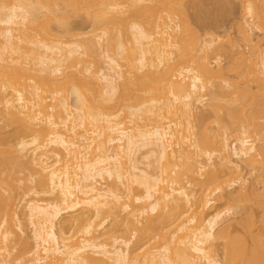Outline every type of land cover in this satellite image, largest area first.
I'll use <instances>...</instances> for the list:
<instances>
[{"label":"bare ground","instance_id":"obj_1","mask_svg":"<svg viewBox=\"0 0 264 264\" xmlns=\"http://www.w3.org/2000/svg\"><path fill=\"white\" fill-rule=\"evenodd\" d=\"M1 1L0 121L4 127L2 131L5 128L11 131L6 133L8 136L5 134L6 137H0V263L264 264V235L261 234L258 243L260 234L256 238L252 231L255 220L253 221L251 208L242 207V211H239L241 213L238 212L240 221L237 220V224L242 234L238 232L239 235H235L237 231L229 224H220L232 208L217 212L219 205L212 207L215 202H222L231 194L227 196L222 193L224 178H230L233 184L241 183L242 169L239 163L257 170L260 174L258 179L264 183V50L256 51V44L253 59L237 57L240 63L237 66H248L247 71L244 69L245 73L238 68V76L255 84L259 92L255 89L257 93H250L247 85L249 90L244 87L239 91L234 87L235 83L230 85L232 90L229 92H234L233 95L226 94L225 91L222 93V87H213L220 92L218 100L211 105L214 115L212 118L210 113V117L205 115L203 118L200 115L202 119L197 124V117H192L194 104H201L210 95L206 92L210 88L207 85L215 72H212L208 63L194 66L193 61L197 54H206L214 40H203L198 36L200 40L197 39L198 44L194 43L195 46L191 47L192 53L188 52L183 41L175 43L172 39L176 37L169 34L177 32L179 26L172 27L170 22L152 23L151 27L155 25L154 29L152 33H148L147 28H143L147 24H142L141 27L135 23L128 26L129 29L126 28L131 34L128 40L125 38L126 45L132 40L125 48L122 45L124 43L118 41L122 40V34L127 31L118 30L122 33L119 37V32L115 31V27L119 29L117 24L121 26L123 21L119 19L123 9L120 3L119 6L116 4L118 0L111 4L107 0L105 2L104 9L106 8L108 18L112 21L106 20L107 16L104 19V14H100L101 17L96 15L103 9L98 0H93L92 3L99 4V12L97 7L95 11L94 4L87 3L86 0H67L70 3L67 6L68 12L73 9L72 12L77 15L80 9L76 8L85 9V1V6L88 7L89 4L86 10L90 5L94 8L91 7L95 14L93 11L90 13V9L86 12L91 18L96 20L97 16V20L111 21L113 24V30L109 28L112 32L108 31L107 26L102 34L91 37L93 46H98L99 41L106 36L108 42H105L109 43L107 45L112 51V55L110 52L104 53L105 68L94 74L90 68L81 66L84 62L82 58L86 56L81 46L72 44L67 45L66 49L61 48L59 36H51L52 30L49 31L48 26L43 29L44 32H40L43 25H40L38 18L42 22L43 17H50L48 12L55 13L56 5L55 9L52 8L54 6L47 5L48 0ZM67 1H58L64 5L59 4L57 7L59 11L62 6L60 16H53L51 13L55 19L60 20L59 23L50 17L56 25L61 22V30L66 25L69 26L62 19V15H66L63 12L67 8L65 11L63 8ZM240 1L241 5L244 4L247 17L251 20L256 18L258 22L264 20V11L260 10L261 6L258 7L257 0ZM54 2L58 3L57 0ZM257 2L262 3L264 0ZM257 7L262 14L257 11ZM43 10L45 16L42 14ZM106 10L103 13H107ZM94 15L96 16L92 17ZM111 23L108 24L110 27ZM249 25L250 22H245L238 26L243 38L241 40L247 44L254 42L246 29ZM65 29L68 30L67 27ZM46 30L50 34L47 35ZM34 31L45 33L54 43L52 37L55 36L58 42L56 40L54 45L45 41L43 43L40 40H43L45 34L32 35ZM69 34L68 32L67 35ZM36 36H41V39L36 40ZM47 38L44 37V40ZM172 48L179 52L178 57H175L171 68L166 65L165 70L168 68L170 71L165 73L163 70L165 75H161L160 68L164 67V63L170 62L171 65L174 60L172 58L170 61L172 54H175L171 52ZM123 52L126 53L123 55L127 56V60L122 59ZM118 57L125 61L124 66L131 65V68L128 67L129 72L142 70L148 79L144 80V75L135 80L123 76V61L117 60ZM177 67H180L179 70ZM153 82L158 90L156 86L153 87ZM118 83L126 89L119 96ZM128 85L133 87V93ZM237 89L239 95L236 96ZM90 91L92 97H89ZM214 95L211 93L209 98L212 100L213 96L216 99L217 94ZM220 97H225V101ZM127 101H133V105L124 106ZM121 114L125 115L121 117ZM206 116L211 119H206ZM192 118L196 124L190 120ZM206 120L211 125V122L215 123V130L207 127L210 125ZM189 121L197 127L190 126ZM227 133L235 134V137L232 135L235 138L232 149L226 145L224 136ZM228 138L230 137L227 136L226 140ZM140 159L145 161L146 169L141 165ZM216 165L219 166L217 170L206 172V176L203 174L205 168ZM19 167L30 170L29 173L33 174L36 186L34 196H48V200L43 203L41 199L40 202L28 197L29 200L24 199L26 201L22 210L17 212L14 207L18 204H14L10 191L18 181ZM200 174L204 179L197 178ZM100 181L109 182L107 189L98 187ZM193 187L196 190L193 191ZM254 191L252 187L248 189L240 186L237 202L250 203L256 194L260 197ZM253 193L255 196L251 197ZM262 206L260 208L264 209ZM262 212L264 210L261 211L264 215ZM62 214L67 216L64 217L66 220L62 219ZM24 217L28 219L25 222L32 232L30 245L29 237L19 238L22 235L18 233L17 237L13 232L12 222L15 220L20 233L25 235ZM60 218L63 224H70L71 227L68 228L72 229L71 235L64 234L63 228L56 232V223ZM107 219H111L115 225L113 232H108H117L114 236L116 238L104 231ZM261 221L264 223V216ZM166 229L169 231L163 232ZM14 235L18 240L12 239ZM155 238H158V242L150 244ZM14 240L23 244L19 245L25 249L20 248L11 257L14 246H10L15 244ZM133 241L141 243L140 248L146 247L141 254L133 255L130 251ZM218 245L222 247L220 260L216 255ZM7 256L12 259L6 261Z\"/></svg>","mask_w":264,"mask_h":264},{"label":"rangeland","instance_id":"obj_2","mask_svg":"<svg viewBox=\"0 0 264 264\" xmlns=\"http://www.w3.org/2000/svg\"><path fill=\"white\" fill-rule=\"evenodd\" d=\"M3 1H5V0H3ZM31 1L34 2V0H31ZM48 1L50 2L51 0H48ZM48 1H47V5L48 4H50L52 6L56 5V9H57L56 11L58 12V13H56V11H55V13H53L52 11H50V12H48V13H50L49 16L50 17H53L55 14H57V17L60 16L59 13L61 11V7L64 6V5H62L63 2L62 3H59L58 2L59 0H57L58 3H55L54 2L55 0H54L53 2L51 1V3H48ZM62 1H65V0H62ZM94 1L97 2V0H94ZM94 1L93 0H86L87 3L88 2L89 3L90 2L92 3ZM99 1H100L99 4L102 6L103 9L102 8L101 9L103 11L102 10L100 11V9L97 7L99 4H97L96 2L95 3L97 5H95L94 3H92V4L95 5V7H94L95 8V11H96V7H97V11L98 12L100 11L99 14L97 13L96 15L104 14V15H102L103 18L105 16H107V19L106 18H104V19L111 20L112 21V19L110 17H109L110 19L108 18V15H109L108 14V11L106 10V8L104 9L106 0L105 1L98 0V2ZM239 1L240 0H118V1H116V4H118V6H119V3H120V6H122V9H123L121 11V12H123L121 14L122 16L119 17V19L123 20L122 21V24L120 22L121 20L119 21V23L121 24V26L123 27V29H122V27L120 25L119 26L121 28L118 26V24H117L118 21L117 20H116L117 22H115V21H113V22H115L117 24V28H119V29H116V27H115V31L116 30L117 31L120 30V31H124V32L127 31L126 33H123L125 35H123L120 31H118L119 32L118 35L116 33V35L118 37H119L120 34H122V37H121L122 40H119L118 41V39H119L118 38L117 41L118 42H121V43H124L122 45L125 48L129 46L128 44H130V41L132 40L131 39L129 41V43L126 45L125 38L128 40V36L131 35L130 34V30H129V33H128V29L130 28L128 26H130L132 24H135V23L141 25V27H143L145 24H147V25H145L146 27L144 26L143 28H145V29L147 28L146 31L148 30L147 31L148 33H152V30L154 29V26L155 25L152 26L153 27L152 28L151 27L152 23H155V24H162L163 23L164 24V22H165V24H167V22H170L169 24H171L172 27H175V26L178 27L179 26L177 32H170V31H168V33L170 32L169 33L170 36H175L176 37L175 39H174V37L172 39V40L176 41L175 43H179L180 41H183V43H184L185 47L187 48L188 52L189 51L192 52L193 50L191 51V47H193L196 44H198L199 41L196 43V40L197 39L200 40V38H198V36H200L203 40L204 39H206V40H208V39L214 40V43L210 46V48L208 49L207 53L206 54L204 53V55L203 54H197L196 57H195V59H194V61H193V65L194 66L204 64V62H205V64L208 63L209 67L211 69H213L212 72L214 71L215 74L212 75L211 80L209 79L210 81L208 80L209 82H208V85L207 86L210 87V88H207L209 90H206V92L208 91L207 92L208 95L210 93L209 96H211V93H212L213 96H215L214 94H217L216 97H215L216 99H213V96H212V100H211L210 99L211 97L209 98V96H207V97H205V99H203V101L201 102V104L200 103L199 104H197V103L194 104L195 106L193 107V110H192V113H193L192 117H195V116L197 117V124H198V122L200 123V121H198V120H201L202 119V116H203V118H205V115H207L209 117L211 115V118H212V115H214V112L211 109V105H212L213 102H215V100H218L217 99L218 98V93L220 95V92L216 91L218 89H215V88H217V86H219V88L222 87V89H220V91L222 93H223V91H225L226 94L227 93H230V94L232 93V92H229V91L232 90L231 89L232 86L230 87V85L231 84L233 85L234 83H235L234 84L235 85L234 87L235 88L237 87L239 89V91H240V89H243L244 87L246 88L247 86L250 89V93L252 91V93L254 92L253 94H255V91L256 90L257 91L259 90L257 87L255 88V86H254L255 84L249 83V81H247L245 79L243 80L242 78H240L239 77L240 75L238 74V72L236 70H238V68H239L240 70H243V72H244L245 71L244 69H246V71L248 69L247 68L248 66H245L244 68L243 67H240V66H237V63L240 65L239 60H237V57L239 58V56H243L244 59L246 57V58H249L251 60L254 57V55H253V52H254L253 49L256 50L255 48L257 47V50L256 51L264 50V47H262V46H264V44H262V43H264V26H262V25H264V20H260L262 22H260V21L258 22L256 18L253 19V20H251L249 17H247L245 15L244 9H243L244 4L241 5L242 3H241V1L240 2ZM257 1H256L257 5L259 3L258 7L259 6L262 7V9L260 7V10L261 11H264V4H262L264 2L260 3V2H257ZM78 2L80 3V1H78ZM86 2L84 1V5H83L85 9L76 8V9H80V11L74 10V11H77V15H75V13L72 12L73 9L69 10L70 12H68V9L69 8L67 6H70V3L68 1H67V4L69 3V5L65 4L66 7H64L63 9H64V11H65V8H67V9H66V12H63V13H65L66 15H62L63 18H62V16H61V18L63 20H65V22H64L65 24L69 23V26L66 25V27L68 28V30L65 29L66 27L64 28L65 31H64V29L61 30L60 29L61 28L60 26L62 25L61 22H60L61 25L59 24L60 26L58 24H57L58 26L55 24L56 22L59 23L60 20L58 21L54 17H53L54 20H57L56 22L52 18H50V17H48V18L51 19V20L48 21L49 19L44 15L45 13H43L44 10L42 11V14H43V16H45V18L44 17H43L44 19L42 18V22H41V19L38 18V20H39L38 22H40V25L41 26L43 25V26L42 27L38 26L37 25L38 23L36 25H37L38 28L39 27L42 28L40 30V32L48 26L47 28L49 29V31L52 30L51 36H52V34H55L56 36H59L58 38L61 41L60 43H62L61 48L66 49V46L67 45H72V44H77V45L81 46V48L84 50V52H86V54H85L86 56H84L82 58L84 62H83V64H81V66H83V68H90V71L92 73L96 74V73H98V71L100 72L101 69L105 68V64H104L105 61L103 59L104 53L105 52H110V55H112L111 54L112 51H110L111 50L110 46L107 45L109 43H107L108 42V38L106 36L105 37L107 39L105 37H103L102 40L99 41L100 42V45H98V46L97 45L93 46V43L91 41V37L94 34H96V35L102 34V30L105 29L107 26H108V31H110L113 28V24L111 23V21L110 22L108 21L112 25V27H110V25H108L109 23L106 20H104V21L97 20L98 18H97L96 15L92 16V17H95L96 16V20H95V18L94 19L91 18L90 14H88L86 12H89V9H90V13H91V11H93L94 8H93L92 5H90V8L87 9L88 10L87 11L86 8L89 7V4H87L88 7L85 6L86 5L85 4ZM107 2L109 4H111L112 2L114 3V0H111V2H109V0H107ZM2 3L0 5H2ZM45 3H46V1H45ZM64 3H66V2H64ZM82 3H83V1H82ZM82 3H80V4H82ZM108 3H106V4L108 5ZM33 4H35V3H33ZM59 4H61L62 6L59 7V11H58V8L57 7L59 6ZM80 4H78V5H80ZM258 7H257V11L261 13V11L258 10ZM52 8L55 9V6L52 7ZM47 9H49V8L47 7ZM84 10H86V11H84ZM104 10H106L107 13H103ZM46 12H47V10H46ZM51 13L53 14V16H52ZM87 14L90 17H88ZM93 14H95L94 11H93ZM105 14H107V15H105ZM156 15H158V16H156ZM262 15H264V14H262ZM47 16H48V14H47ZM100 17H101V15H100ZM152 17H153V19H152ZM168 17H170L172 20L170 18L167 19ZM61 18H59V19H61ZM65 18L68 19L69 22ZM117 18H118V16H117ZM143 18H144V20H143ZM99 19H101V18H99ZM114 19H116V18H113V20ZM149 20H151L152 22H150ZM153 20L156 21V22H153ZM95 21H97V22H95ZM99 22H103V23H99ZM104 22H106V23H104ZM245 22H247V23L250 22V25H249L250 27H247L246 29L248 30L249 34L251 35V37L253 39L252 41H254V42H252L253 45H251L252 43L247 44L244 40L243 41L241 40L243 38H242L241 34H239L240 32H239L238 26H239V24H244ZM65 24H64V26H65ZM142 24H143V26H142ZM148 24H149V27H148ZM36 25H35V28H36ZM114 26H116V25L114 24ZM38 28H36V30ZM109 28H111V29H109ZM126 28H128V29H126ZM148 28L150 29L151 32L149 31ZM69 29H71V30L69 31ZM105 30H107V28ZM112 30H111V32H112ZM47 31L48 30H46V32H45L46 34L48 33ZM62 31H64V32H62ZM108 31H107V33H108ZM43 32H44V30H43ZM65 32H67V33L66 34H63ZM68 32L70 33L69 35H67ZM45 33H41L40 34L39 32L36 33L34 31L32 33V35H37V34L38 35L39 34L40 35H42V34L44 35ZM48 34H50V33H48ZM45 35H44V37L47 38V35L46 36ZM37 36L35 37L36 40H37V38H38V40H40L41 39V36L40 37H37ZM196 36H197V38H196ZM44 37H42L43 40H40V41H43V43L46 42L49 45L50 44L51 45L52 44L54 45L55 43L58 42V38L57 37L54 38L55 36L52 37L53 40L55 41V43L53 41H51L52 40L51 38H49V39L47 38V39L44 40ZM123 37H124V39H123ZM130 37H129V39H130ZM56 40H57V42H56ZM105 41H107V42H105ZM174 41H172V42H174ZM194 43H195V45H194ZM256 44H257V46H256ZM258 45H259V47H258ZM254 46H256V47L254 48ZM105 48L107 49V51H106ZM125 52L127 53V51H125ZM171 52L172 53H175V54H172V56L170 57L171 58L170 61H172V58H174V60L171 62V65H169L170 62L169 63L168 62L167 63H164V67L163 68H160L161 69V73H162V74L160 73L161 75H163L164 72L166 73L167 71H170L168 68H171L172 65H174V63H175L174 61L176 60L175 57H178V54L177 53H179V52L176 51L175 48H172L171 49ZM126 53L123 52L122 55L123 54L126 55ZM125 57H127V56L122 57V59L127 60ZM122 59H120L118 57L117 60L121 61ZM124 60H122L123 62L121 61L122 62V65H123L122 66V74H123V76H126L127 78H130V80H133V79L135 80L136 77H139V79H141L142 78L141 76H143V75H144L143 76L144 78L146 77V75L144 74V72L142 73V70L141 71L140 70L136 71V69L134 68L135 70L132 72V73L135 72L134 74H132L131 72H129V70H128L129 68L128 67L131 68V65L127 64L128 66L127 65L124 66V62H125ZM241 63H242V61H241ZM247 63H248V60H247ZM247 63H245V65H247ZM166 65H168L167 70H165ZM235 66H237V67H235ZM132 67H134V66H132ZM177 68L176 69L179 70L180 67H177ZM230 68L232 70H230ZM235 68H237V69H235ZM160 69H159V71H160ZM217 69L218 70L220 69V71H218ZM163 70H164V72H163ZM130 71H131V69H130ZM165 73H164V75H165ZM216 73H217V75H216ZM175 74H176V71H175ZM218 74H220V75L218 76ZM133 75H135V77H133ZM214 75H215V77H214ZM220 77H222V78H220ZM36 78L37 77H35V81L38 79V78L37 79ZM157 78H158V76H157ZM147 79L148 78H145L144 80H147ZM130 80L128 79V81H130ZM142 80H139V81H142ZM154 81L156 82V84L159 83L158 81H156V78H155ZM245 81H247V83ZM37 82H38V80H37ZM122 83H123V81H122ZM152 84H154V82ZM129 85L127 87L130 90V92L133 93V90H132L133 87L132 86H129ZM118 86H117V88H119L118 89L119 91H117V92H119V94L116 92V94H118L117 96H119L121 93H123L122 91L126 90V89L123 88L124 86L123 87L121 86L120 83H118ZM155 86L156 85L154 84L153 87H155ZM158 87H160V86H158ZM213 87H215V88H213ZM250 87H252V88H250ZM156 88H157V86H156ZM248 88H246V89H248ZM81 89H82V87H81ZM210 89H212L211 92H210ZM238 89H237V92H236L237 93L236 96L239 95L238 94L239 93L238 92ZM156 90H158V88ZM156 90H155V92H156ZM241 91H243V90H241ZM257 91H256V93H257ZM87 92H89V91H87ZM206 92H205V94H207ZM222 93H221V96H222ZM233 93H232V95H233ZM87 94H89V93H87ZM91 94L92 93L90 91L89 97H92V96H90ZM116 94H115V97H117ZM230 94H228V96ZM224 96L226 97L225 94H224ZM236 96L234 94V97L235 98H237ZM225 99H224V101H225ZM72 101H70V102H72ZM47 102H49V101H47ZM216 103H219V101L218 102L216 101ZM124 104L125 103H123V105ZM111 105H113V104H111ZM131 105H133V101H127V103L124 106L128 107V106H131ZM121 109H122V105H121ZM123 113H125V112H123ZM209 113H210V115H209ZM221 114H222V112H221ZM221 114H220V116H221ZM124 115L125 114H121L120 116L122 117ZM200 115H202V116H200ZM198 116H200V117H198ZM207 116H206V119H209V118H207ZM213 118H214V116H213ZM193 119L194 118H192L190 120L192 121ZM209 120L208 121L206 120L208 122V125H210V126H207V127L208 128L211 127V130H212V128H213V130H215L214 129L215 127L213 126V124L215 125V123L211 122L212 123V125H211L209 123ZM191 121H189L191 123L190 126L195 127L194 125H192V122L194 123L195 121H192V122ZM194 124H196V123H194ZM196 127H197V125H196ZM0 128H1V132H2V134L0 133L1 134L0 137H2V135L4 137H6V135L7 136L9 135V134H6V133H8L11 130H9V128H8V130H9L8 131L5 128L7 131L5 129L2 131V129L4 127H3V123L1 121H0ZM195 128H193V129L195 130ZM198 128L200 129V125L198 126ZM197 129H196V132L199 131V130L197 131ZM3 132H4V134H3ZM229 135L227 133L226 136H224V137H225V141H227L226 142V145L228 146V148L231 147V149H232V146L234 144L233 142H235L234 141L235 140V138H234L235 137V134L229 133ZM232 135H234V137ZM254 135H253V137H254ZM227 136L230 137V138H228L226 140V137ZM254 138H256V135H255ZM262 141H264V140H262ZM258 144H259V142H258ZM261 144H262V142H261ZM258 146L260 147V144ZM140 160H141V165L143 166V168L145 167V169H146V165H145L146 163H145V161H143L142 159H140ZM233 160L234 161H237L234 157H233ZM214 161L211 162L212 165H213V162ZM203 164H205V163L203 162ZM207 164H209V163H207ZM239 164H240L241 169H242V179H241V183H235V184H233L234 182L230 178H228V177L224 178L223 179L224 183L222 185V187H223V192L222 193L225 194V195L231 193L229 195L230 197L227 195L228 197L224 198L222 202H215L212 205V207L219 205V207H218L219 209H217V212L218 211L219 212L225 211V210H227L229 208H232L230 214L224 216L223 219H222V221L220 222V224L222 223L221 226L222 225H226V224L228 225L229 224L234 230L237 231V234H235V235H239L238 232H240V234H242L241 231H240L241 228H240L239 224H237L238 223L237 220L240 219L239 216H238L240 214H238V212L239 211H242V210H240L242 207H244L242 209H245L246 207L251 208V212H253L252 213V216H254L253 217L254 218L253 221L255 220V222H254V224L252 226V231L254 232V234H256V236L258 234H260V238L258 236L256 237V238H259V242L258 243H260L261 234L264 235V223H262V221H261V217L264 216V215L261 214V211L264 210V209H261L260 208V206L264 205V204H262V205L260 204V202H264V201H261V200H264V199H262V198H264V183H262V181L258 179V175H260V174H259V172L257 170H252V169H250V167H248L247 165H245L243 163H239ZM209 165H207V166H209ZM142 166H141V168H142ZM22 168L23 167L20 168V173H19L18 179H17L18 181L14 183V189L12 191H10V194L12 195L13 200H14V204H18V205H16L14 207V211L16 209L17 212H20L22 210L21 208H22L23 205H25V201L26 200H29L30 198L31 199L34 198L35 201L38 200L40 202L42 200L43 203H46V200H48L47 199L48 196H46V198L43 195H40V196L39 195H35L34 196L33 191L35 190L36 186H35V183L33 181V178H34V177H32L33 174L32 173H29L30 170H27V169L26 170L25 169L23 170ZM218 168H219V166H217V165L216 166L209 167V168L207 167L203 171V174H205V176H206V172L208 173L210 170H213V169L217 170ZM21 171H22V173H21ZM201 174H200V176L197 177L198 179L201 178ZM202 178H201V180H202ZM25 179L27 181H25ZM107 182L108 181H106V182L105 181H100L98 187L101 188V189L102 188L103 189H107V187L109 186V184L107 186ZM240 186H242V188H248V189L252 187L253 189H255L254 192L260 194V197L255 193L256 194V197L258 196L259 198H257V199H256V197L253 198V199L251 198V202L250 203H245V202L238 203L237 202V200H238V198H237L238 197L237 191H238V189H239ZM187 189H190V188H187ZM191 189L193 191L196 190L194 187L191 188ZM36 191L38 192L39 190H36ZM196 193L194 192V194H196ZM31 194H33V196ZM25 195H27V197ZM253 196H255L254 193H253V195L251 197H253ZM28 197H29V199H27ZM24 199H26V200H24ZM262 207H264V206H262ZM209 211H210V209H208V212ZM239 213H241V212H239ZM262 213H264V212H262ZM65 216L66 215H63L62 214V219L63 220H66V218H67V216H66V218L64 219ZM23 219H24L23 223L26 224V225L25 224L24 225H25V228H26V232L27 233L25 232V235H23V234L20 233L18 224H17V222L15 220H13V222H12L13 223L12 226H14L13 227V229H14L13 232H15L14 234H16V235L18 233H19V235H22V236L17 235V237L19 236V238H21V237L24 238L25 236L29 237V241L31 242V243H29V245H30V244H32V241L30 239V237H32V232H31V229H30L29 225L25 222L28 219L26 217H24ZM62 219L60 218V220L58 221V223H56V232H58L61 228H63L62 229L63 232L64 231L66 232V233L64 232V234L71 235L72 229L68 228V226L71 227L70 224L66 221L67 222V223H65L67 225L66 226L65 224H63V221H61ZM107 220L108 221L105 223V227L106 228H105L104 231L105 232L107 231V235H109L111 232L109 233L108 231H112L113 232V230L115 228V225H114V223H113V221L111 219H107ZM60 222L62 224H59ZM118 224H119V222H118ZM139 227H141V223L139 224ZM233 229H232V232H233ZM167 230L168 229L163 230V232H165V231L167 232ZM116 233L115 232L113 234L111 233V235H112L113 238H116L117 237V236L114 237ZM118 234H120V233H118ZM16 235H14L12 237V239L13 238L16 239ZM16 240H18V238ZM134 241L132 242V244H130V251H132L134 253L133 255L141 254L144 251V248H146V247L144 246L143 248H140V246L142 244L141 243H137V242L134 243ZM262 241H264V237H262ZM14 242H15V244L13 245V243H12V246H10L12 248L14 246V249L12 250L13 252H11V254H10L11 257L15 256L16 251H18L20 248L22 250L25 249V247H24V249H23V247H21L23 244H21L20 242H17L15 240H14ZM156 242H158V238H155L154 240H151L149 243L150 244H154ZM19 244H21V246ZM221 250H222L221 245H218L217 248H216V255H217V258L219 260L221 259ZM13 253H15V254H13ZM11 257L9 258L7 256L6 261L12 259ZM10 262L11 261H8L7 264H9ZM0 264H5V263L1 262Z\"/></svg>","mask_w":264,"mask_h":264}]
</instances>
